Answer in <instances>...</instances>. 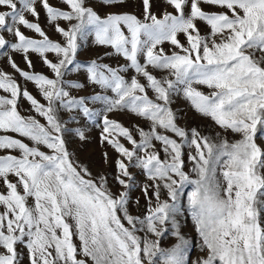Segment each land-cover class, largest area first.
I'll use <instances>...</instances> for the list:
<instances>
[{"label":"snow or ice","instance_id":"1","mask_svg":"<svg viewBox=\"0 0 264 264\" xmlns=\"http://www.w3.org/2000/svg\"><path fill=\"white\" fill-rule=\"evenodd\" d=\"M125 2L100 0L105 8ZM60 3L65 7L49 0H0V56L47 102L40 103L0 69V90L7 93L0 95V132L32 142L0 135V150L9 153L0 155V264H22L25 254L29 264H88L81 256L92 264H264V148L256 142L258 130H264V0H165L174 11L160 16L152 12L151 0H141L142 19L126 11L101 15L90 0ZM38 4L62 41L41 27ZM198 22L207 33L201 34ZM88 37L112 50L105 57L125 63L114 67L102 63L103 57L78 61L80 42ZM165 43L178 51L166 52ZM33 54L51 77L33 70ZM130 70L135 75L126 79ZM154 71L167 75L158 78ZM196 85L212 91L204 94ZM174 96L240 138L229 142L217 133L214 141L196 128L179 126ZM21 98L46 123L22 115ZM124 112L147 121L148 130L110 118ZM81 120L99 127L100 143L117 154L113 179L119 193L112 192L107 174L93 177L67 150L66 133L87 140L81 127H69ZM185 147L194 149L189 160L195 178L184 171ZM102 155L107 163L108 153ZM133 168L150 181L139 186L146 208L138 216L128 210L130 192L138 186ZM188 185L185 209L181 196ZM186 211L203 253L195 260L181 231ZM169 232L177 242L163 248Z\"/></svg>","mask_w":264,"mask_h":264},{"label":"rangeland","instance_id":"2","mask_svg":"<svg viewBox=\"0 0 264 264\" xmlns=\"http://www.w3.org/2000/svg\"><path fill=\"white\" fill-rule=\"evenodd\" d=\"M49 2L56 7L64 8L65 6L60 3V0H49ZM152 3V12L156 14L157 16H160L163 11H169L173 12L174 10L165 4V0H151ZM90 6L94 7L95 10L99 12V14L104 15L106 12H131L135 13L137 16H139L142 19V3L141 0H126L125 4L121 8H105L100 4V0H90ZM38 10L40 11V24L41 27L45 30V32L49 35L50 38L53 40L62 41V37L57 34L54 30V27L51 26L46 19L45 13L42 9H40L39 4L37 5ZM190 9H186V13ZM205 11L209 12H223L227 11L226 9L219 8V7H208L204 6ZM29 20H32L33 18L29 15L27 17ZM62 27H67V23L64 21L59 22ZM197 26L201 30V34H205L208 31L207 26L203 22H198ZM22 31L25 32V35L33 38H39L31 32L30 30H26L22 28ZM6 36L8 34H5ZM10 38V37H9ZM181 41V43H184L186 45V38L183 34H180L178 37ZM81 47L78 52L77 60L80 62H87L91 59H95L98 57H103L102 63H107L112 66H118L121 64H124L125 61L123 58L116 57V56H110L105 57L106 52L112 51L110 48H105L101 46H97L93 43V38L88 37L87 40L81 41ZM162 47L165 49L166 52L171 53L173 51H178V49H175L171 44L165 43L162 45ZM32 60L35 65L34 71L43 73L48 76H52L51 72L39 61V59L35 56V54L32 55ZM14 59L16 60L17 64L25 70H28L26 67V64L19 54H14ZM49 59H55L54 55H49ZM141 62H143V58L141 57ZM0 69H3L4 71L12 74L17 81L18 84L21 85L22 89H27L40 103L46 104L47 102L43 99V97L40 95L38 89L31 83L26 82L22 77H20L17 73L14 72V70L8 65L6 59L3 56H0ZM151 70V69H150ZM154 75H156L158 78L167 75L166 72L161 71H154ZM72 78H76L77 74H71ZM126 79H130L135 73L133 71H129L124 74ZM80 79L83 80V77L80 76ZM141 82H144L141 78ZM196 87L203 92L204 94H209L212 89H209L208 87L204 85H196ZM90 91V90H89ZM75 94V93H74ZM81 95H83V92H80ZM0 95H7V93H4L2 90H0ZM149 95H153L152 92L149 90ZM174 111H176L179 115V119L177 120V123L179 126L185 128L186 130H190L192 128H196L202 135L210 137L212 140H217V133H219L221 136L226 137L229 142H234L235 140H238L240 137L237 134H233L230 131L225 132L221 128H219L210 118L203 117L200 114L196 113L189 105L188 101H186L182 96H174L173 97V103L171 105ZM18 110L21 112L22 115L25 116H35L36 119L40 121V123H46V121L38 116L35 112L32 111L30 103L26 100L21 98L18 102ZM63 119H67V114L62 113ZM113 119L119 120L122 122L125 126L131 128L133 125H139L140 127L144 128L145 130H148L149 124L147 121L143 119L136 118L135 116L131 115L130 113L124 112V113H113L111 114V117ZM69 127H81V129L85 132V135L87 136L86 141H81L74 133H66L65 134V141H66V147L69 153L72 154L73 159L78 161L80 164L86 166L89 171L92 173L93 177H96L100 174H107L109 179V187L111 188L113 193H119L122 191L120 186L115 183L113 177L115 176L116 169L114 165V161L117 158V154L114 152L113 149H111L107 144H101L100 143V131L101 129L99 127H96L92 125L91 123H88L84 120H81L78 125H69ZM162 131V130H161ZM136 135V133H133ZM170 136H173L172 133H166ZM0 135H10L13 138L21 139L23 142L29 144L32 146V142L28 140L25 137L19 136L17 133H4L0 132ZM139 139V137H136ZM173 138L179 140L178 137L173 136ZM257 144L264 148V130H258L257 134ZM126 143V142H125ZM156 143L157 150L160 149V144L158 142ZM130 147V145H128ZM42 151L48 152L49 150L43 146H40ZM108 153V162H104L103 153ZM194 154L193 148L185 147L183 150V159L185 162L184 171L189 173L193 178H195V173H192V161L189 160V154ZM9 154L7 150H0V155H6ZM12 155L19 156L20 153L18 151H12ZM161 158H163V152H161ZM133 175L135 176V182L138 185L130 192V199H129V205L128 210L130 214L133 216L142 215L146 208V201L143 196V193L140 190L139 186H142L144 183H150V181L147 180V178L140 172V170L137 169H131ZM9 179H11L13 182H15V177L10 176ZM3 184L0 183V191H3ZM192 190V186L188 185L184 188L183 195L181 196V204L187 208V193ZM166 198V195L162 196V199ZM139 199V204L136 203V200ZM29 203L31 204V199L29 200ZM181 221V231L186 236V238L190 242L189 247V257L190 260H195L199 256L203 255V253L200 252L199 249V243H200V237L195 232L194 225L191 221L190 215L187 214V211L185 212V215L180 217ZM125 225L127 226L126 222ZM141 237H143L144 233H138ZM150 238H154L151 237ZM74 243L79 247V240L76 237H73ZM175 237L171 236L170 232L169 234H166L164 238L161 240V247L163 248H171L176 243ZM81 259H88V264H92L90 258H85L83 256L79 257ZM22 264H29L27 255H24Z\"/></svg>","mask_w":264,"mask_h":264}]
</instances>
